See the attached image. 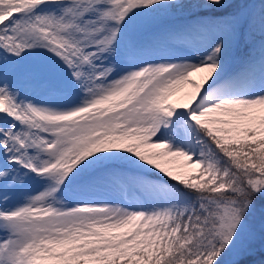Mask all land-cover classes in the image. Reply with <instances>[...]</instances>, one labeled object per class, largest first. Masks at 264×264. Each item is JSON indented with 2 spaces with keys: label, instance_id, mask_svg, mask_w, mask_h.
Returning <instances> with one entry per match:
<instances>
[{
  "label": "snow or ice",
  "instance_id": "obj_1",
  "mask_svg": "<svg viewBox=\"0 0 264 264\" xmlns=\"http://www.w3.org/2000/svg\"><path fill=\"white\" fill-rule=\"evenodd\" d=\"M0 264H264V0H0Z\"/></svg>",
  "mask_w": 264,
  "mask_h": 264
},
{
  "label": "rangeland",
  "instance_id": "obj_2",
  "mask_svg": "<svg viewBox=\"0 0 264 264\" xmlns=\"http://www.w3.org/2000/svg\"><path fill=\"white\" fill-rule=\"evenodd\" d=\"M236 55H239V53H237ZM235 67H236V64L234 62L230 63L229 70H232ZM183 162H184V158H175L173 165H170V166L174 167V170H177V171H188V170H190L185 164H183ZM190 163L191 162H189V164ZM182 165H183V167H182ZM39 188H40L39 184H36V183L29 184V185H27V187L25 189L18 190V192L16 194V198L18 199L24 191L35 192V190H37ZM101 191H103V190H101ZM117 202H118V199H117Z\"/></svg>",
  "mask_w": 264,
  "mask_h": 264
},
{
  "label": "bare ground",
  "instance_id": "obj_3",
  "mask_svg": "<svg viewBox=\"0 0 264 264\" xmlns=\"http://www.w3.org/2000/svg\"><path fill=\"white\" fill-rule=\"evenodd\" d=\"M183 164H184V162H183ZM182 167H183V165H182Z\"/></svg>",
  "mask_w": 264,
  "mask_h": 264
}]
</instances>
